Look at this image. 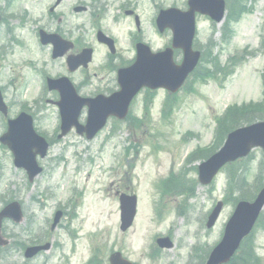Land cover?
<instances>
[{
	"label": "rangeland",
	"instance_id": "1",
	"mask_svg": "<svg viewBox=\"0 0 264 264\" xmlns=\"http://www.w3.org/2000/svg\"><path fill=\"white\" fill-rule=\"evenodd\" d=\"M52 1L0 0L2 15L0 43L5 39L10 40L9 35L4 36L2 32L6 25L12 26V35H16L22 41V46L20 41L19 44L9 43L12 49L6 50L11 53L10 60L3 61V57L2 59L0 57V86L14 89L17 94L14 100L10 97L11 93H8L11 115L22 106H26L36 115V131L54 140L47 158L42 161L43 174L33 184L27 181L24 172L13 166L9 150L0 145V207L9 200H17L22 204L24 213V223L4 221L2 224V234L10 244L0 249V264H83L94 254L95 247L99 248L98 255L103 260L111 248H120L124 254L139 261L140 264H168L172 260L178 262L173 264H199L201 250L205 249V244L220 239L223 230L220 228L233 210L232 201L236 193H229L216 225L210 229L205 227L210 210L224 197V172L217 174L213 188L197 183H185V189L195 187L193 194L187 197L183 206L184 212L181 211V214H177L176 211L183 197L176 196L175 193L170 195L168 201L166 200L161 218L153 215L150 199L157 187L156 182L161 177L176 164H181L186 155L195 148L205 147L211 143L215 128L214 120L226 106L264 100L261 85V73L264 70V0H241L249 11L244 15L243 12L241 18L231 25L223 22L212 25L204 17L197 19L194 45L203 53V60L207 61L209 53L218 57L222 66L230 55H239L244 50L250 53L240 55L243 56V60L231 69L230 76L221 73L207 80L197 76L190 77L185 86L187 90L183 89L171 104H168L171 106L169 111L171 114L165 116L160 109V100L164 96L161 92L157 93L142 126L136 128L127 124L126 127H121L116 130L114 137L111 136L109 143L106 142L111 133L109 127L101 136L90 142L79 141V136L75 133L68 135L66 139L59 141L54 139L58 131V122L56 105L52 101L57 97L47 91L46 87L44 89L41 78L45 74L53 76L57 65L63 67L64 64L62 61L52 63L50 61L43 66L44 63L41 61L47 58V49L38 48L40 46L37 42L38 30L48 32L59 26L60 29L67 31V27L71 26L76 35L80 33V29L75 27V23H79L83 30L90 29L86 43L87 46L95 47L93 61L84 73L70 75L76 83H80L87 76V84L81 93L89 96L97 91V86L103 85L99 82L101 77H104L103 80L111 78V75L107 77L104 73L107 70L102 66L103 48L96 43L95 31L100 29L103 33L109 32L115 38L117 48L119 45L122 51H126L128 47L126 39L139 34L134 21L136 15L142 27L144 41L150 44L153 51L160 49L168 43L170 34L159 33L153 20L160 6L164 5L165 8L168 4L165 1L164 4H159L157 1L160 0H137L120 8L103 0L95 4H104L107 9L104 11L101 7V10H93L95 5L92 9L90 0H79V4L85 7L83 13L71 10L67 14L71 16L63 17L62 22L58 24L55 18L50 17L48 11ZM74 1L64 0L55 9L54 14L57 16L58 12H67V6ZM127 10L131 11L130 15H124ZM224 28L231 31L230 38L225 37ZM2 56L5 58V55ZM27 59H32L35 63L27 64ZM205 61L201 64V73L212 68L210 63ZM64 68L61 69L64 71ZM25 75L28 77V83L21 87ZM35 98L38 99L33 102ZM141 104L142 98L136 109L138 116L141 115ZM257 114L264 117V109ZM4 130L5 123L3 124L0 118V135ZM186 132H191L193 136L185 142L181 141ZM68 139H74L75 145L67 146L70 144ZM128 142L135 143V153L131 152L124 158L123 145ZM153 146L158 148L155 150ZM118 151L122 152L121 156ZM253 158L248 172V165L244 163L242 164L246 168L245 171L240 167L231 170L240 178H246L249 173V186L245 193L252 192L253 181L264 183V173L256 178V168L262 159L261 151L255 150ZM200 162L201 160L190 161L191 168L185 173L186 178H197L194 168ZM261 166L264 169V161ZM74 188L75 191L79 188L85 190L72 197ZM117 189L119 192L136 193L138 197L137 217L134 225L126 233H121L118 228ZM80 200L84 202L80 213L77 214L78 218L75 219L77 222L74 223L80 230L74 233L68 230L67 225H63L52 234H48L49 222L43 215L51 216L53 209L61 203L71 202L75 205L76 201ZM35 219L36 224L29 226L28 221ZM167 230L173 238V247L164 251L166 254L162 260L150 257L148 255L150 238L154 233ZM39 237L50 240L53 249L41 253L34 260L24 261L22 250H19L16 242ZM248 243L254 247L264 264V219L258 223ZM187 253L191 254V258L185 263V259L179 257H184Z\"/></svg>",
	"mask_w": 264,
	"mask_h": 264
},
{
	"label": "water",
	"instance_id": "2",
	"mask_svg": "<svg viewBox=\"0 0 264 264\" xmlns=\"http://www.w3.org/2000/svg\"><path fill=\"white\" fill-rule=\"evenodd\" d=\"M209 2L210 10H206V12L210 13V11L214 9V5H216L217 7L215 9L217 12H214V14L217 15L216 20H219L221 18L220 15L223 9L222 0H209ZM191 14L192 10L191 13H189V16L191 18H189L188 21H186L187 18L184 20L183 18H179L178 20H176L178 22L177 24L183 23V25L182 27H178V29L174 31V42H185V44L183 45L184 59L182 65L177 68L172 65L171 60H163L158 55H147V61L145 57L140 55L139 62L141 63L132 66L131 68L127 69L130 71L123 73L121 77V91L114 97L105 99L107 103H110V105L113 106L115 105V102H119L118 110L122 113V115H124L130 99L141 87H156L163 85L168 88H177L181 84L189 71L193 69L198 58V53L192 52L190 49L193 30V18ZM158 23L160 24V20H158ZM132 74H135V76H131ZM169 77L172 78V80H168L166 82L159 81V78ZM51 85L53 88H58V84ZM66 95L69 96V94ZM62 103L63 105H66V100L64 97ZM109 113L118 114V111L111 110L104 113H92L93 121L88 122L85 128L86 131H89V133L87 134L88 137H91L103 125L105 118ZM63 116L65 117L66 122L72 124L70 113L68 110L63 112ZM17 123L18 124L16 127H11L9 125L8 132L1 138V141L8 143L9 146L10 140L20 142V144H11L12 146H10V148L16 155L15 162H17L19 158H22L30 168L31 166H33V161L32 155L29 152V148L32 145L35 146L34 135L31 131V121L30 118L21 115L19 119L17 118ZM63 125L64 129L69 128L68 124L64 123ZM19 130L25 132H21ZM66 131L67 130H63L62 134H64ZM259 145L264 147V123L239 129L233 132L228 136V140L225 143L224 147L220 150V152L212 156L200 167L201 175L206 176V179L204 181H210L218 168L227 161H231L237 157L245 156L252 147ZM36 146L38 147V150L42 152V154L45 152L46 144L44 143V141H41L40 144ZM201 181L203 182L202 179ZM263 204L264 189L258 194L253 203L241 202L238 204L227 228L225 229L223 240L212 251L207 264H219L228 260V258L237 248L240 239L251 229V226ZM17 206V203L14 202L5 207L0 212V221L4 216H9L13 218V220L18 221L20 219V214ZM218 211L219 206L215 208L213 214L210 216V223L214 221ZM131 218V213L127 211L125 219L127 224L123 228L130 224ZM0 243H2L1 240ZM27 255L31 254L28 253Z\"/></svg>",
	"mask_w": 264,
	"mask_h": 264
},
{
	"label": "flooded vegetation",
	"instance_id": "3",
	"mask_svg": "<svg viewBox=\"0 0 264 264\" xmlns=\"http://www.w3.org/2000/svg\"><path fill=\"white\" fill-rule=\"evenodd\" d=\"M64 0H53L49 6V13H50V17H53L56 19L57 23H61L63 20V17L68 18L71 15H67L71 10H73L75 13H79L85 10V7L82 6V4H76L74 5L72 8H70L69 10H67V12L63 13V14H58L57 16L54 14L55 9L63 2ZM101 0H97V3H101ZM102 4H97L94 7V10H98L100 8ZM83 13V12H82ZM80 13V14H82ZM79 14V15H80ZM124 15H128V14H124ZM74 25H78L76 28L80 29V33L74 35L73 30L71 29V26L67 27V31L60 29L59 26L56 29L53 30H49V35L50 36H57L58 38L62 39L63 43L60 51L58 53V55L63 56V58L65 60H68V58H72V60L74 61V66L76 65H82L84 59L86 58V54H87V47L84 43H86V34L88 30H83V27L79 24V23H75ZM138 32H141V27L139 24V27L137 28ZM168 33V31H165V33ZM132 46L130 48V56L132 57L135 54V44L138 41L144 42V37L142 34L133 36L132 39ZM49 46V47H48ZM48 52L50 50V52H53V50L56 49V45L52 44L50 42V45H48ZM103 48V52L106 53V55H108L109 57H112V60H116L118 59V61L120 62H124L123 58H121L122 55V51L121 48L118 45L111 50H108V48L106 47V45H101ZM133 58V57H132ZM61 59V58H59ZM129 63V62H128ZM118 68H120V66L115 67V70H117ZM111 84H113V82H111ZM82 86H85L84 83L81 84ZM112 89V86L108 87L107 90ZM36 244H40L39 240H35L32 244L30 245H36Z\"/></svg>",
	"mask_w": 264,
	"mask_h": 264
},
{
	"label": "trees",
	"instance_id": "4",
	"mask_svg": "<svg viewBox=\"0 0 264 264\" xmlns=\"http://www.w3.org/2000/svg\"><path fill=\"white\" fill-rule=\"evenodd\" d=\"M231 19H233V16L231 17ZM236 63V61L234 60V64ZM215 64V63H214ZM233 64V62H232ZM213 69L215 70H219V66H213ZM200 73V71H196V75H198ZM215 73V71H206V75L208 74H213ZM251 110H256V111H261V108L260 107H255V108H251ZM254 113L253 111H245V112H235V113H232V115L229 117L228 121L229 123L227 124V131L230 130L231 128H233L238 122H251L253 121L255 118H254ZM234 114V115H233ZM205 154L206 152H204V154L201 156V157H205ZM210 154V153H209ZM241 182V179H236L234 180V177L231 176V187H236L239 183ZM242 198H249V196H241Z\"/></svg>",
	"mask_w": 264,
	"mask_h": 264
}]
</instances>
